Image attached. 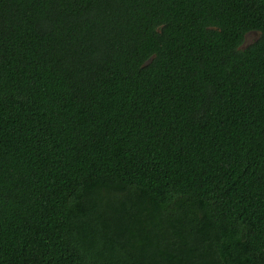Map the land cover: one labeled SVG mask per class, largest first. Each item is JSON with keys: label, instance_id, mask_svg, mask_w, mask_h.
<instances>
[{"label": "trees", "instance_id": "trees-1", "mask_svg": "<svg viewBox=\"0 0 264 264\" xmlns=\"http://www.w3.org/2000/svg\"><path fill=\"white\" fill-rule=\"evenodd\" d=\"M0 264H264V0H0Z\"/></svg>", "mask_w": 264, "mask_h": 264}, {"label": "rangeland", "instance_id": "rangeland-1", "mask_svg": "<svg viewBox=\"0 0 264 264\" xmlns=\"http://www.w3.org/2000/svg\"><path fill=\"white\" fill-rule=\"evenodd\" d=\"M259 36H260V33L259 32H251V33H249L248 35H247V37H246V41H245V43H244V45H243V48H246V47H248L249 45H251L252 43H254L258 38H259ZM100 218L97 216L96 217V215H95V219H94V222H93V224L95 225V224H98L99 222H100ZM132 220V219H131ZM102 222H100L99 223V228H101L102 226H100V224H101ZM117 251L120 253V252H122L123 253V248L122 247H120V246H118L117 247Z\"/></svg>", "mask_w": 264, "mask_h": 264}]
</instances>
